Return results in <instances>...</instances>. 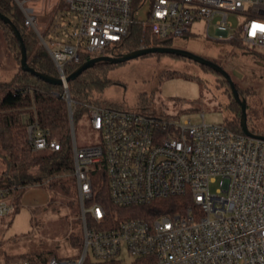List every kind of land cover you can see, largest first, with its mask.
<instances>
[{
    "label": "built area",
    "instance_id": "built-area-1",
    "mask_svg": "<svg viewBox=\"0 0 264 264\" xmlns=\"http://www.w3.org/2000/svg\"><path fill=\"white\" fill-rule=\"evenodd\" d=\"M62 1L64 11L77 19L73 32L40 40L64 81L67 103V69L86 56H119L136 32L142 36L139 49H145L189 39L193 24L205 21L207 38L216 45L237 40L264 49V0ZM143 6L149 7L145 16ZM21 8L25 25L35 28L34 10ZM233 15L241 18L237 28L229 21ZM84 106L99 136L97 144L83 148L72 137L84 252L78 259L18 264H84L90 256L122 264L127 257L133 258L131 264H264V140L225 124L181 122L148 108ZM28 132L32 149H60L35 125ZM95 166L105 167L117 207H144L173 197L186 198L187 207L156 218L118 220L93 202ZM215 183L219 188L212 192ZM7 193L0 189V218L14 210Z\"/></svg>",
    "mask_w": 264,
    "mask_h": 264
},
{
    "label": "rangeland",
    "instance_id": "rangeland-1",
    "mask_svg": "<svg viewBox=\"0 0 264 264\" xmlns=\"http://www.w3.org/2000/svg\"><path fill=\"white\" fill-rule=\"evenodd\" d=\"M21 3L34 10L36 27L30 29L36 32L41 45L40 36L52 21L46 40L73 32L77 19L64 11L62 0H25ZM148 11L149 7L143 6L141 15L145 16ZM229 21L237 28L241 18L233 15ZM206 26L205 21L194 23L189 39H175L170 46L188 50L222 66L236 86L247 90L250 102L257 101L259 117L250 115L248 127L264 135V58L259 56L264 54V49L233 43L216 45L207 38ZM65 28L67 30L63 31ZM210 35L216 37L214 25ZM19 67L7 56V42L0 28V82H10ZM167 71L177 72V75L160 77ZM105 76L110 82L103 91L95 92L93 98L108 106L128 110L148 108L164 117L181 122L191 120L195 124L224 125L237 114L231 108L235 100L224 77L185 58L171 55L142 57L108 68ZM75 134L80 148L99 142L88 112L78 123ZM218 188L219 183L211 186L212 192ZM49 199L44 188H29L20 212L0 218V264H18L26 260L20 258L22 255L48 250L53 251L48 259L82 256L84 246H74L69 240L82 229L81 222L74 224L68 205L51 204ZM79 210L81 214V207ZM89 259L93 261L91 256ZM132 261L133 258L127 257L124 264Z\"/></svg>",
    "mask_w": 264,
    "mask_h": 264
},
{
    "label": "trees",
    "instance_id": "trees-1",
    "mask_svg": "<svg viewBox=\"0 0 264 264\" xmlns=\"http://www.w3.org/2000/svg\"><path fill=\"white\" fill-rule=\"evenodd\" d=\"M0 13L10 18L20 30L27 47L30 66L44 74L58 77L59 73L55 63L46 53L44 46L40 44L36 32L25 25V15L18 2L16 0H0ZM52 22L44 33L45 39ZM0 28L7 42V56L16 66H20L21 48L19 41L14 36L10 26L1 19ZM141 38L140 32L131 35L127 43L120 49L119 54L138 50L142 43ZM232 43L248 47V45L237 40ZM157 46H170V42H158ZM253 54L256 56L254 52ZM259 56L264 58V54H259ZM88 59V56L83 57L80 63L70 66L67 73L70 75ZM116 65L118 64H97L69 83V94L74 101L72 108L75 131L78 123L87 115L88 111L84 106L86 103L106 106V104L95 101L93 97L95 92L103 91L110 82L105 76L106 70ZM199 66L213 71L207 66ZM17 70L18 72L10 82H0V189L6 190L7 194L13 197L14 210L11 215L20 212L25 193L29 188L40 187L44 188L50 196L51 204L68 205L73 214L74 224L80 223V202L75 176L70 112L68 103L64 98V88L46 83L39 77L23 72L21 67ZM176 75L177 72L167 71L162 73L160 77ZM236 87L241 97L247 100L248 119L250 115L258 118L260 110L256 105L257 101L252 100L253 102H250L247 90H243L239 86ZM231 108L237 114L225 125L238 133H243L240 125V107L234 102ZM29 125H35L36 129L43 132L48 140L58 142L60 149H32L29 146ZM252 132L257 133L255 130ZM257 134L263 135L260 132ZM91 178L94 192L93 202L103 204L118 220L156 218L174 214L182 212L188 204V200L184 197H173L157 200L149 206L120 208L113 205L111 201L105 167L95 166L92 168ZM81 230L69 238L72 245L83 246L84 234ZM52 254V250L38 251L22 255L20 258L33 263H45ZM84 264L122 263L120 261L98 262L87 259ZM135 264H140V262Z\"/></svg>",
    "mask_w": 264,
    "mask_h": 264
},
{
    "label": "water",
    "instance_id": "water-1",
    "mask_svg": "<svg viewBox=\"0 0 264 264\" xmlns=\"http://www.w3.org/2000/svg\"><path fill=\"white\" fill-rule=\"evenodd\" d=\"M21 7V2L16 0ZM0 19L7 25L10 26L12 29L14 36L17 38V40L20 43V48H21V60H20V67L23 72L30 73L33 76L39 77L46 83L52 84V85H58V86H63L64 81L58 77L50 76L47 74H44L32 66H30L29 61H28V52H27V47L25 45L24 39L22 37V34L20 30L14 25V23L11 21L10 18L2 15L0 13ZM173 55L176 57H182L185 59H188L190 61H193L199 65L202 66H207L208 68L212 69L216 73L222 75L229 85L233 98L235 102L239 105L240 110H241V128L242 132L251 138L259 139V140H264V135L257 134L252 132L249 127H248V107H247V100L244 97H241L234 80L230 76V74L219 64L216 62L209 60L205 57H202L200 55H197L193 52H190L185 49H180V48H175L171 46H155V47H150V48H145V49H138L136 51L130 52V53H125L122 55H117V56H101V57H95L92 58L85 63H83L77 70H75L73 73H71L67 79H66V84H69L71 81L76 80L81 74H83L86 70L96 66L97 64L100 63H109V64H123L130 62L132 60H136L142 57H146L149 55ZM69 92V91H68ZM71 99H69L68 107H69V112H70V121H71V130H72V137L75 138V130H74V119H73V108L71 104Z\"/></svg>",
    "mask_w": 264,
    "mask_h": 264
}]
</instances>
